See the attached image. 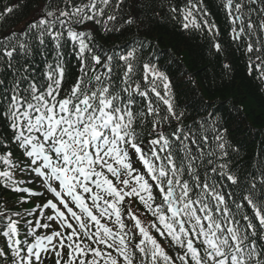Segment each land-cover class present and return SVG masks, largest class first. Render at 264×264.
I'll return each instance as SVG.
<instances>
[{"label":"snow or ice","instance_id":"6c2138e0","mask_svg":"<svg viewBox=\"0 0 264 264\" xmlns=\"http://www.w3.org/2000/svg\"><path fill=\"white\" fill-rule=\"evenodd\" d=\"M27 3L0 0V264H264V140L149 39L168 19L224 54L205 0H34L9 30ZM216 6L264 89V0Z\"/></svg>","mask_w":264,"mask_h":264},{"label":"trees","instance_id":"16d2710c","mask_svg":"<svg viewBox=\"0 0 264 264\" xmlns=\"http://www.w3.org/2000/svg\"><path fill=\"white\" fill-rule=\"evenodd\" d=\"M21 2L23 3V0ZM175 2L182 5L184 0H175ZM205 2L221 29V35L217 39L223 43L226 49L224 54H218L212 49V39L208 34L182 33L179 25L168 19L160 20L159 27L149 36V39L159 42L157 52L160 62L169 70L171 78L177 85L184 83L186 80L184 73L189 72L195 75L202 90L207 85L211 91L216 92L215 99L227 102L228 107H231V102L234 100L242 101L239 107L247 117L248 124L252 125L255 131L251 133V136H248L245 134L247 128L241 129L237 136L241 141L244 153L258 152L260 142L264 140V137L258 135L260 131L264 130V89H258L251 82V78L246 77L244 61L240 59V53L235 52L233 55L232 48L228 47L229 37L224 13L216 6L219 0H205ZM33 4L34 0H28L27 6H24L6 27L11 30L26 23L35 14ZM112 39L116 43L122 42L116 37ZM100 42L103 43L104 39H100ZM169 51L177 52L180 59L179 65L169 63ZM226 61L234 64V71L231 73L232 79L220 75L222 64ZM233 81L234 87L232 86ZM226 85L227 87H225ZM204 95L206 99L209 98L208 91L205 90Z\"/></svg>","mask_w":264,"mask_h":264},{"label":"rangeland","instance_id":"374dc122","mask_svg":"<svg viewBox=\"0 0 264 264\" xmlns=\"http://www.w3.org/2000/svg\"><path fill=\"white\" fill-rule=\"evenodd\" d=\"M134 208H135V206H134Z\"/></svg>","mask_w":264,"mask_h":264}]
</instances>
